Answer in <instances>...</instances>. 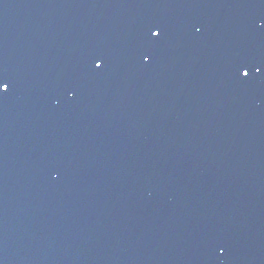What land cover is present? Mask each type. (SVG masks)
<instances>
[{"label": "water", "instance_id": "95a60500", "mask_svg": "<svg viewBox=\"0 0 264 264\" xmlns=\"http://www.w3.org/2000/svg\"><path fill=\"white\" fill-rule=\"evenodd\" d=\"M0 78V264H162L129 0H0Z\"/></svg>", "mask_w": 264, "mask_h": 264}, {"label": "snow or ice", "instance_id": "6c2138e0", "mask_svg": "<svg viewBox=\"0 0 264 264\" xmlns=\"http://www.w3.org/2000/svg\"><path fill=\"white\" fill-rule=\"evenodd\" d=\"M199 30V29H197ZM160 35V32L158 29H149V36L152 37V38H158ZM142 59L145 61V62H148L150 61V56L145 53L142 57ZM102 64H103V61L101 58L97 57V59L94 61V67L96 69H99L102 67ZM257 72L260 71L259 68L256 69ZM241 75L244 76V77H247L249 75V72L248 71H242L241 72ZM12 85H11V82L4 79V78H0V94H7L8 91L11 89ZM71 95V93H70Z\"/></svg>", "mask_w": 264, "mask_h": 264}]
</instances>
